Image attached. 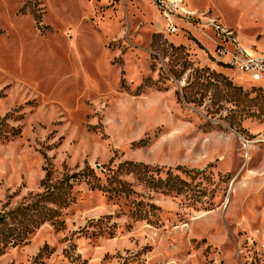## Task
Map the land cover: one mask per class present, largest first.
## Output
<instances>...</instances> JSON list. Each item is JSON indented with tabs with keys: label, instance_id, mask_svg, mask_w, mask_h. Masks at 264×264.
<instances>
[{
	"label": "rangeland",
	"instance_id": "obj_1",
	"mask_svg": "<svg viewBox=\"0 0 264 264\" xmlns=\"http://www.w3.org/2000/svg\"><path fill=\"white\" fill-rule=\"evenodd\" d=\"M183 1L0 0V264H264V0Z\"/></svg>",
	"mask_w": 264,
	"mask_h": 264
},
{
	"label": "built area",
	"instance_id": "obj_2",
	"mask_svg": "<svg viewBox=\"0 0 264 264\" xmlns=\"http://www.w3.org/2000/svg\"><path fill=\"white\" fill-rule=\"evenodd\" d=\"M154 2L159 13L165 16L167 30L170 33L177 34L179 31L173 19H185L195 15V12L190 11L183 0H154ZM204 21L206 26L214 29L218 33L230 35L229 32L222 29L221 24H217L215 19L205 18ZM223 43L220 40V43L216 45V51L222 61L227 63V66L235 69L243 77L249 76L253 82L258 83L263 81L264 55H252L238 47L230 51Z\"/></svg>",
	"mask_w": 264,
	"mask_h": 264
},
{
	"label": "trees",
	"instance_id": "obj_3",
	"mask_svg": "<svg viewBox=\"0 0 264 264\" xmlns=\"http://www.w3.org/2000/svg\"><path fill=\"white\" fill-rule=\"evenodd\" d=\"M178 48H183V47H178ZM146 170V169H150L149 166L147 165H141V164H137V163H131V162H125V163H122L118 170L116 171V174L120 175V173H124L125 174V171L126 173H130V174H134V173H139V175H141V173L143 172V170ZM117 176V175H116ZM147 181L148 184L150 185H154L155 187L158 186V185H163L162 187H166L164 189H167V192L170 191L172 188H171V185L169 183V179H166L165 182L163 180H159V181H156L154 179V175L153 173L150 174V176L148 177V179H145ZM182 181V180H181ZM108 192V191H107ZM18 241H21L22 240V237H19L17 238Z\"/></svg>",
	"mask_w": 264,
	"mask_h": 264
}]
</instances>
